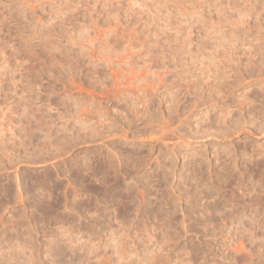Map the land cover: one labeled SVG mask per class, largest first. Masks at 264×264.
I'll return each instance as SVG.
<instances>
[{
    "label": "rangeland",
    "instance_id": "rangeland-1",
    "mask_svg": "<svg viewBox=\"0 0 264 264\" xmlns=\"http://www.w3.org/2000/svg\"><path fill=\"white\" fill-rule=\"evenodd\" d=\"M0 264H264V0H0Z\"/></svg>",
    "mask_w": 264,
    "mask_h": 264
},
{
    "label": "bare ground",
    "instance_id": "bare-ground-1",
    "mask_svg": "<svg viewBox=\"0 0 264 264\" xmlns=\"http://www.w3.org/2000/svg\"><path fill=\"white\" fill-rule=\"evenodd\" d=\"M39 140H40V139H39ZM37 141H38V140H37ZM38 142H39V141H38ZM50 145H51V144H50ZM60 146H61V145H60ZM38 147H39V146H38ZM39 157H40V156H39ZM46 175H47V174H46ZM49 178H50V177H49ZM9 184H11V183H9ZM9 184H8V185H9ZM8 185H7V186H8ZM33 185H34V184H33ZM58 187H59V186H58ZM21 188H22V187H21ZM31 188H32V187H31ZM4 189H5V188H4ZM7 190H8V187H7ZM13 190H14V189H13ZM39 190H40V189H39ZM11 191H12V190H11ZM40 191H41V190H40ZM7 192H8V191H7ZM1 194H2V193H1ZM54 201H55V200H54ZM50 202H51V201H50ZM56 202H57V201H56ZM54 204H55V203H54ZM46 210H47V209H46Z\"/></svg>",
    "mask_w": 264,
    "mask_h": 264
}]
</instances>
